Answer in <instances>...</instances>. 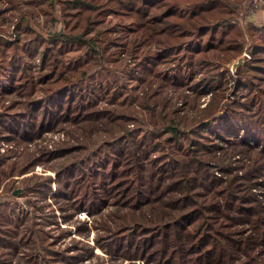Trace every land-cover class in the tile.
Wrapping results in <instances>:
<instances>
[{"label": "trees", "instance_id": "1", "mask_svg": "<svg viewBox=\"0 0 264 264\" xmlns=\"http://www.w3.org/2000/svg\"><path fill=\"white\" fill-rule=\"evenodd\" d=\"M246 2L0 0V129L13 143L0 166L19 164L0 169V189L22 175L25 193L53 190L63 219L94 217L93 245L49 256L98 246L115 264H264V20L245 19ZM36 164L53 176L27 174ZM26 219L0 201V246Z\"/></svg>", "mask_w": 264, "mask_h": 264}, {"label": "rangeland", "instance_id": "2", "mask_svg": "<svg viewBox=\"0 0 264 264\" xmlns=\"http://www.w3.org/2000/svg\"><path fill=\"white\" fill-rule=\"evenodd\" d=\"M248 7L249 5L247 6L246 2L241 9L242 15H244L245 19H247ZM255 16H250L248 18L251 19ZM37 21L41 24L42 18L39 17ZM13 33L14 32H12V36ZM133 38L134 34H131L130 39L133 40ZM127 53L128 51L125 55H127ZM242 54H246V52L243 51L239 56ZM239 56L233 59V61ZM232 62L229 64L230 66ZM208 96L209 94L200 98L202 105H204ZM8 97L9 95H7L2 101L6 102ZM24 108L26 111L24 120L28 126L33 127L35 112L30 109L28 103L24 104ZM67 132L65 126L61 129L48 130L41 135V137L36 139L39 145H34L32 148L35 146L36 148L43 147L44 143L48 144V148L53 147L57 142L66 138L65 134ZM8 136L9 134L7 131L0 129V156H6L11 153L10 149L13 147V143L7 140ZM18 166V159H13L12 157L7 158L0 166V169H3L6 172L10 169L16 171ZM31 172L37 174L50 173L53 176L51 170H44L39 164L33 166L27 174H30ZM21 177L22 175H15L7 178V180L10 179L8 186L4 191H1L0 189V201L3 199H9L12 203L23 208L28 216V219H26L24 224L22 238H15L14 244L9 247L0 246V259L3 260L0 264H106V262H109V264H115L113 261L108 260V254L102 251L98 246H94L93 248L92 253L94 255L87 254L83 257V260H77L75 262L69 259V257L64 258L63 256H54V254L49 256V253L51 252L49 250H60L70 245H74L75 248L78 249L87 244V242H90L92 239L91 236L94 234V228L91 225V218L94 217L88 216L85 211H79L77 214L71 216V218L63 219L59 209V206L61 205L60 199L54 198L50 194L53 190L45 195L42 191L37 193H25L27 188L24 184L20 183ZM53 188L54 187H52V189ZM29 232L32 235H30ZM43 232L47 235L45 236ZM91 244L93 245L92 241ZM77 251L78 250H73L67 254H72ZM125 261L127 262V260ZM139 264L142 263L140 262Z\"/></svg>", "mask_w": 264, "mask_h": 264}, {"label": "built area", "instance_id": "3", "mask_svg": "<svg viewBox=\"0 0 264 264\" xmlns=\"http://www.w3.org/2000/svg\"><path fill=\"white\" fill-rule=\"evenodd\" d=\"M262 7H264L263 0H251L249 7L247 8V19H249L248 17L250 16H255L256 12Z\"/></svg>", "mask_w": 264, "mask_h": 264}, {"label": "water", "instance_id": "4", "mask_svg": "<svg viewBox=\"0 0 264 264\" xmlns=\"http://www.w3.org/2000/svg\"><path fill=\"white\" fill-rule=\"evenodd\" d=\"M247 57V54H242L241 56H239L235 61L232 62L231 64V70L234 71L236 66L238 64H240L241 62H243L245 60V58Z\"/></svg>", "mask_w": 264, "mask_h": 264}, {"label": "crops", "instance_id": "5", "mask_svg": "<svg viewBox=\"0 0 264 264\" xmlns=\"http://www.w3.org/2000/svg\"><path fill=\"white\" fill-rule=\"evenodd\" d=\"M254 20H258V21H262L264 20V7L260 8L257 12H256V16L254 18H252Z\"/></svg>", "mask_w": 264, "mask_h": 264}]
</instances>
